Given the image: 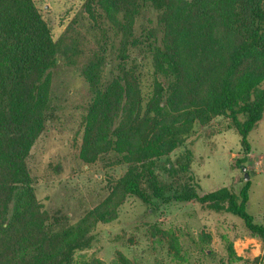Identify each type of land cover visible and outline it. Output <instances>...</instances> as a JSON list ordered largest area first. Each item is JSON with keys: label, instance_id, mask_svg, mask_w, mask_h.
Returning <instances> with one entry per match:
<instances>
[{"label": "trees", "instance_id": "16d2710c", "mask_svg": "<svg viewBox=\"0 0 264 264\" xmlns=\"http://www.w3.org/2000/svg\"><path fill=\"white\" fill-rule=\"evenodd\" d=\"M154 15L150 28L137 21L152 23ZM220 22L222 39L213 33ZM117 50L123 61V51L149 55L150 95L124 65L105 78ZM194 58L197 70L189 66ZM62 67L87 87L79 159L92 164L110 154L109 166H126L105 200L74 223L42 208L26 167ZM263 113L264 0H85L56 40L32 0H0V264H104L93 251L95 230L114 221L130 197L152 213L197 202L238 217L264 242V225L246 210L250 181L239 192L224 186L198 193L186 144L221 117L225 126L206 136L233 129L243 163ZM225 249L230 261L239 258L232 244ZM115 264L135 263L118 253Z\"/></svg>", "mask_w": 264, "mask_h": 264}, {"label": "rangeland", "instance_id": "374dc122", "mask_svg": "<svg viewBox=\"0 0 264 264\" xmlns=\"http://www.w3.org/2000/svg\"><path fill=\"white\" fill-rule=\"evenodd\" d=\"M32 1L56 40L85 0ZM150 18L152 23L142 16L137 21L150 28L156 25L157 16ZM223 32L220 22L213 33L222 39ZM123 53L127 56L124 61L122 51H114L105 78H115L124 65L127 73L131 70L133 76H139L141 94L150 95L153 76L149 55L143 51ZM190 61L191 69L197 70L201 62L195 58ZM52 92L51 110L29 151L26 167L42 208L48 213L67 214L74 223L105 200L111 179L121 177L126 166H109L110 154L92 164L79 159L83 136L80 106L88 100L83 79L62 67L55 73ZM225 124L226 120L218 117L208 127L197 129L186 143L194 155L191 169L198 193L224 186L239 192L245 181H250L246 210L255 223L264 225V113L248 135L250 153L243 163L238 162L243 152L233 129L206 136ZM228 244L238 259H228ZM93 251L104 264H115L118 253L135 264H264V242L251 238L238 217L214 213L194 201L172 202L152 213L137 199L126 198L117 218L96 228Z\"/></svg>", "mask_w": 264, "mask_h": 264}, {"label": "water", "instance_id": "95a60500", "mask_svg": "<svg viewBox=\"0 0 264 264\" xmlns=\"http://www.w3.org/2000/svg\"><path fill=\"white\" fill-rule=\"evenodd\" d=\"M244 170H245V168H243V171H244ZM244 178H245V179H248V174H247V173L244 174Z\"/></svg>", "mask_w": 264, "mask_h": 264}]
</instances>
